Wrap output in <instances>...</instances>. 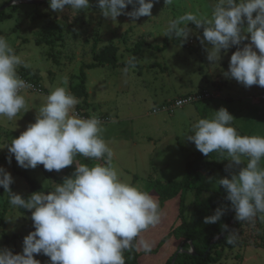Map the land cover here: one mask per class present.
Wrapping results in <instances>:
<instances>
[{
    "label": "rangeland",
    "instance_id": "obj_1",
    "mask_svg": "<svg viewBox=\"0 0 264 264\" xmlns=\"http://www.w3.org/2000/svg\"><path fill=\"white\" fill-rule=\"evenodd\" d=\"M10 1L0 0V7ZM97 3L98 0H90V8L80 12L67 8L63 12L54 11L48 1L17 3L14 4L15 8L12 5L5 9L10 15L0 21V36L29 65L19 67L18 75L30 76L46 87L44 92L24 90L29 108L27 112L22 110L11 121L0 117V144L6 145L0 149V167L13 177L10 185L12 192L22 196L30 192L25 176L16 174L14 166L26 171L45 188L58 184L45 175L41 165L35 169H25L12 161L9 163L7 144L35 122L39 107L54 88L63 86L70 91V87L78 82L82 65L94 61V49L105 48L110 43L119 47V62L117 65L105 64L84 69L89 98L87 105L79 109L76 106V111L85 118L95 116L101 121L102 136L114 151L112 164L122 178L141 189L151 178L182 180L187 162L194 157L195 144L187 139L192 125L200 118H213L215 111L221 107L227 108L233 115L232 125L241 135L264 136V87H245L224 75L236 45L227 52L221 50L219 62L210 65L205 50L209 45L207 42L201 43L203 27L197 28L189 22L190 32L186 40L175 42V37L169 35V44L164 49L144 46L135 57L129 49L141 35L152 44L163 46L171 20L188 12L210 17L215 0H173L170 5L165 4V0H156L151 16L133 20L121 14L116 21L104 17ZM132 8V5H128L125 13L132 11ZM246 43H250V39L237 46L243 47ZM132 57L135 58V67L128 63ZM126 67L127 73L123 71ZM200 89L208 90L212 97L175 108L172 112H153L164 102L180 95L196 93ZM76 163L79 164L78 161ZM229 163L224 157L215 158L200 172V191L195 187L165 202L161 222L142 233L153 242L152 249L159 246L177 221L183 196L185 212L190 213L198 202L207 200L220 189V178H230L232 173L244 166L233 164L226 170ZM260 163L264 166V159ZM64 169L57 173L61 178L64 177ZM151 193L159 201L158 193ZM220 199L218 197V204L212 211L222 205ZM257 216L259 230L248 229L245 236V241L257 242L228 244L221 241L222 257L218 262L207 264H264V214ZM31 222V212L26 214L12 206L8 193L0 187V248L7 247L14 253H21L23 242L10 239L7 243L5 234L12 237L19 233L25 237L31 232ZM204 224L202 222L201 227ZM250 232H259L258 239ZM181 246H184L181 239L171 237L155 253L145 254L141 251L139 261L141 264H165ZM34 258L41 264H51L50 258L43 253L34 254Z\"/></svg>",
    "mask_w": 264,
    "mask_h": 264
},
{
    "label": "clouds",
    "instance_id": "obj_2",
    "mask_svg": "<svg viewBox=\"0 0 264 264\" xmlns=\"http://www.w3.org/2000/svg\"><path fill=\"white\" fill-rule=\"evenodd\" d=\"M156 0H98L101 14L116 21L121 14L133 20L151 16ZM52 10L66 8L80 12L90 8V0H48ZM173 0H165L172 4ZM128 5L132 11L125 13ZM255 13V15H254ZM246 21V26H245ZM189 22L203 27L210 65L221 59V50L237 47L230 57L224 75L245 87H264V0H215L210 17L192 12L169 22L166 35L183 41L188 38ZM250 34V36H249ZM257 49L258 52L256 50ZM135 58L129 66L135 67ZM29 67L9 42L0 36V117L9 121L23 110H29L24 90L31 87L18 75L19 67ZM127 73L128 68L123 70ZM66 83V81H65ZM80 103L66 87L54 88L39 107L34 123L7 144L17 164L25 169L43 165L46 171H57L76 164L73 175L66 177L54 189L33 192L27 198L12 192V175L0 167V187L8 193L9 203L31 211L34 231L23 238V251L14 253L0 248V264H41L34 254L43 253L51 264H126L124 252L130 249L151 253L153 242L142 233L156 227L163 210L155 195L142 190L112 164L114 151L102 136L101 121L93 116L81 117L76 111ZM234 117L225 107L215 111L213 118H200L191 128L187 139L203 155L226 153L230 161L226 170L241 165L239 171L218 180L227 192V199L238 221H254L264 213V136L241 135L232 125ZM5 143L0 144V149ZM83 156L101 160L92 166L77 164ZM11 163V156H9ZM225 209L218 207L204 223L221 219ZM225 228L227 225L224 226ZM233 232L227 239L234 243Z\"/></svg>",
    "mask_w": 264,
    "mask_h": 264
},
{
    "label": "trees",
    "instance_id": "obj_3",
    "mask_svg": "<svg viewBox=\"0 0 264 264\" xmlns=\"http://www.w3.org/2000/svg\"><path fill=\"white\" fill-rule=\"evenodd\" d=\"M13 8H15L14 5ZM8 15L10 14H7L5 10L0 11V21L4 20ZM126 39L127 36L125 37V40ZM173 41L179 42L180 40L174 38ZM168 44H169V35L166 36L164 45L160 47L152 44V42L149 41L144 35H141L139 39L135 42V44L131 46L129 49L133 53V56L135 57L136 55H139L141 53V50L144 46L155 47L156 49H164ZM237 47L238 46L236 45L235 51L237 50ZM118 51H119V47L114 43H110L107 47L102 49H94V53H93L94 61L82 65L81 75L77 76L78 82L70 87V92L74 96H76L81 102V104L77 105L78 109L84 108L87 105L89 98L88 90L86 87L87 78H86V74L84 73V69L92 68L95 66H101L105 64L117 65L119 62ZM24 78L34 80L30 76H26ZM71 79H73V77ZM204 90L206 89H200L199 91H204ZM243 135H247V134H243ZM9 156H11V161L14 164H16L17 162L15 160L14 155L8 152L7 158H9ZM224 156H226V153L222 154L220 152H213L209 154V156H205L200 151H198L194 145V157L187 162L185 174L182 180L162 181L160 179L151 178L145 184L142 190L147 191L149 193H151L152 191H156L159 196L160 207L161 209H163L165 202L173 196H176L178 194H183L195 187L197 188L198 191H200L202 189L201 186H198V183L200 182V172L209 162L213 161L215 158L224 157ZM75 160L78 161L79 164H87L89 166H92L96 163L105 162L103 159L95 160V159L85 158L79 155L75 158ZM41 166L43 167V165ZM43 170L48 178L55 181L56 183H62L66 177L73 175L75 171V163L64 169L63 178H61L57 174L58 172L55 170L49 172L46 171L44 167ZM14 172L16 174L24 175L27 182L30 185V192L24 194L23 195L24 198H27L33 192H37V191H44L45 193H47L48 191L53 190L55 187V186L46 187V188L43 187L37 180L31 178L26 173V171L20 170L16 166H14ZM218 197L221 198L220 202H222V205L220 207L225 209L223 216L216 223H212V224L205 223L203 227H201L202 222H204V218L206 216H210L215 213V211H212V208L218 204ZM7 203L5 204L7 205ZM184 204L185 203L183 196L177 221L174 222L168 234L163 237V239L159 243V246L155 249H152L151 253L157 252L158 249L166 242L167 239L171 237H175L181 239L184 242L183 248L185 249V251L178 253L174 264H207L209 262H218L220 260V258L223 255V250L221 247H219V244L221 241H227V239L231 237L233 232L236 234V239L234 242L237 241H241L243 243L257 242L252 240L245 241L246 240L245 236L248 229H251L252 231L259 230V228H257V226L258 227L260 226L258 216H257L258 220L254 219V221L252 222L236 220L235 210L231 206V202L227 199V192L222 186L220 187L219 190L214 192V194H212L207 200L198 202L190 213L185 212ZM20 210L26 214L31 212L26 209H20ZM261 214L264 213H258L257 215H261ZM225 225H227L226 228L224 227ZM30 231H34L33 221L30 224ZM224 232H227V234L222 239H219L216 242H212V240L216 236ZM250 234L251 236L255 235L256 239H258L257 236L260 235L259 232L258 234H254V232H250ZM5 236L7 237V243L9 242L10 239L13 241L21 240L23 242V238H24V236L19 233L14 234L12 237H9L7 234H5ZM189 241L192 242V245L194 247V253L188 251L190 250ZM177 252L178 250L173 253V255L169 258V260L165 264H171L172 259ZM141 253H142L141 251H137L134 248L130 250H126L124 252L126 264H141L139 261V257Z\"/></svg>",
    "mask_w": 264,
    "mask_h": 264
},
{
    "label": "built area",
    "instance_id": "obj_4",
    "mask_svg": "<svg viewBox=\"0 0 264 264\" xmlns=\"http://www.w3.org/2000/svg\"><path fill=\"white\" fill-rule=\"evenodd\" d=\"M21 78L31 85L30 88L26 89L27 91L44 92L46 90V87L40 81L31 80V79H27L24 77H21ZM211 97H212V94L208 90L197 91L196 93H188V94L180 95L178 97H175L172 100L164 102L161 106H159L158 108H155L153 112L156 113V112H159L160 110L172 112L175 108L183 107L190 103L201 101L206 98L209 99ZM77 112L81 117L85 118L84 116H82V114L79 111Z\"/></svg>",
    "mask_w": 264,
    "mask_h": 264
},
{
    "label": "water",
    "instance_id": "obj_5",
    "mask_svg": "<svg viewBox=\"0 0 264 264\" xmlns=\"http://www.w3.org/2000/svg\"><path fill=\"white\" fill-rule=\"evenodd\" d=\"M46 1H48V0H11L10 2H8V3L4 4L3 6H1L0 7V11H3L6 8H8V7H10V6L14 5V4H17V3L38 4V3H42V2H46ZM226 234H227V232H224V233L216 236L212 240V242H216L217 240L222 239ZM189 243H190V250H188V251L191 252V253H194V247L192 245V242L189 241ZM183 251H185V249L181 246L180 249L178 250V252L173 257L171 264H174L175 263L178 253L183 252Z\"/></svg>",
    "mask_w": 264,
    "mask_h": 264
},
{
    "label": "crops",
    "instance_id": "obj_6",
    "mask_svg": "<svg viewBox=\"0 0 264 264\" xmlns=\"http://www.w3.org/2000/svg\"><path fill=\"white\" fill-rule=\"evenodd\" d=\"M178 218V217H177ZM174 224V223H173Z\"/></svg>",
    "mask_w": 264,
    "mask_h": 264
}]
</instances>
